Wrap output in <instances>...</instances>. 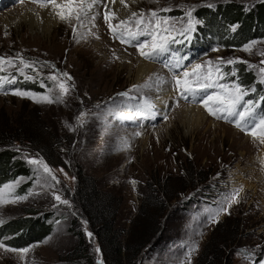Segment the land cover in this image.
Wrapping results in <instances>:
<instances>
[{
    "label": "rangeland",
    "instance_id": "obj_1",
    "mask_svg": "<svg viewBox=\"0 0 264 264\" xmlns=\"http://www.w3.org/2000/svg\"><path fill=\"white\" fill-rule=\"evenodd\" d=\"M205 1L135 0L124 8V14L112 9L109 14H115L117 19L111 22L116 24L127 19L132 11L148 13L168 7L171 11L160 14L180 18L185 17L186 6H195L196 12ZM262 1L244 0V3L246 8H252ZM24 5L44 8L32 0H0V57L20 53L27 60L39 61L36 70H26V74L36 77L34 81L44 80L53 96L59 93V88L47 79L49 75L66 72L72 80L60 79L74 87L62 103L51 104L13 95L11 90L16 88L11 85L7 86V94L0 91V132L6 131L11 120L39 115L41 135L45 136L49 151L47 160L34 151L25 155L22 148L21 155L27 157L26 164L32 167L35 178L22 195L16 191L28 181L24 177L0 186L20 181L13 189H4L6 201L27 196L0 205V217L5 220L0 226L27 217V212H50L53 224L50 235L29 245L30 251L23 254V259L21 253L0 248V264H120L105 259L97 230L91 229L87 222L85 212L92 213L93 208L91 200L81 201L86 183L95 189L91 199L98 196L97 200L110 202L106 205L115 201L114 230L119 234L121 247L132 248L137 233L141 236L147 230L150 233L137 243L143 244L149 237L150 242L142 249L134 247V254L137 251L134 259L128 261L124 257L122 264H198L204 251L207 258L202 259V264H264V143L261 142L264 136L259 134L260 130L256 129L254 137L232 123L213 118L200 104L178 102L173 76L161 69L160 62L151 63L141 57L134 46L136 42L125 44L113 39L104 21V4L96 6L99 15L95 27L78 29L85 37L78 41L73 37L75 21L70 24L59 19L50 30L44 31L22 19L19 9H24ZM194 36V31L189 33L190 38L180 36L182 43L175 44H180L184 51L183 43H190L189 51L185 52L186 57L192 56L189 70H196L195 65L200 64L202 68L197 71L211 72L218 79L224 72L231 73L233 67L243 65L259 81V69L264 67L261 63L264 38L255 40L251 51H245L243 47L210 49L206 44H194ZM147 39L151 43V37ZM218 58H233L235 63L222 65ZM141 61L152 65L153 71L138 79ZM43 62L55 68L41 67ZM249 64L256 67L249 68ZM218 66L220 72L216 71ZM9 71L15 69L5 66L0 75ZM155 76L163 78V82L154 84L150 91L133 89L130 93L133 98L146 95L153 98L154 109L150 115L146 114L148 118L142 119L135 107L138 100L118 94L134 85H143L149 77L155 80ZM227 81L229 77L220 82ZM259 89L264 90V84ZM163 91H168L167 102L162 99ZM259 92L258 88L254 92L249 89L245 99L260 102L256 99ZM157 105H163L164 109ZM189 107H197L200 113L195 117L180 113ZM136 132L140 135H135ZM44 164L55 180L45 172ZM38 178H46L47 183L43 180L38 183ZM233 189L240 191L237 202L229 207L224 197ZM56 196L69 204L60 203ZM222 203L228 211H221L215 218L217 222H210L208 215ZM220 241L229 244L222 247ZM193 246L195 251L188 255ZM215 247L216 257L212 260L209 256ZM123 255L126 256L125 251Z\"/></svg>",
    "mask_w": 264,
    "mask_h": 264
},
{
    "label": "snow or ice",
    "instance_id": "obj_2",
    "mask_svg": "<svg viewBox=\"0 0 264 264\" xmlns=\"http://www.w3.org/2000/svg\"><path fill=\"white\" fill-rule=\"evenodd\" d=\"M22 2V0H19ZM33 3H38L41 7L52 6L53 13L55 17H58L61 21L68 22L72 24V21H75L73 27V37L74 39H84V34L80 33L78 29L87 28L89 25L95 27V21L98 18V12H96V6L104 4L106 9L104 13V21L107 24L110 34L113 39L119 40L121 43L131 44L135 43V47L141 57L148 61H155L162 55L171 52V45L182 43L179 39L180 36L186 38L189 37V33L195 30V24L199 21L195 20L193 16V11L195 6H186L187 11H185V17L174 18L166 15H161L160 13H167L171 11L170 8L164 7L158 10L152 9L148 13H145L143 10L140 12L132 11L127 19H120L118 23L113 24L111 21L117 19L115 14L110 16L111 9L108 8V4L105 3V0H32ZM109 3H115V0H108ZM121 5L128 7L126 0H119ZM208 7H212V4H208ZM57 9H60L57 11ZM179 20V25L172 23V21ZM135 26V30L133 29ZM238 26H232L234 31ZM171 32H175L176 36H170ZM95 35L94 33H91ZM141 37L145 39L141 40ZM148 37H151V43H149ZM99 39L98 36H96ZM256 41H251L248 44L243 46V50L251 51L252 46ZM147 48V50H145ZM264 55V53H261ZM115 56V53H113ZM119 58V57H116ZM187 57H180L175 64H165V67L169 68V71L173 73V78L175 81V88L178 91V94L183 99H189L191 97L193 100L197 96H200V102L204 104L205 109L208 111L209 115L214 116L218 120H224L226 122L232 123L240 131L250 134L252 136H257L256 129H259V134L264 136V109H261V103H264V96L260 97V102L245 99L249 94V89L244 88L237 81H227L221 83L220 81H226L229 75H236V68L233 67L231 73L224 72L221 74L217 80L213 81L211 72L197 71L202 68V65H195L194 71L189 73L184 71L186 65L181 63L182 60H186ZM219 63L222 65H234L235 61L233 58L224 60L223 58H218ZM17 61L18 65L17 66ZM241 63H247L246 61H240ZM40 63L35 60H27L20 53H16L14 57H0V72H4L5 66L9 69H15V72L9 71L6 75H0V91H3L5 94L8 93V85L17 83V75H22L25 81H34L36 77L29 76L26 74V70L35 71V66ZM208 64H212V61H208ZM264 64V60L261 61ZM249 68H255V65H248ZM41 67H50L55 68V65H51L49 62H43ZM176 69H181V71H175ZM217 72H220L221 69L218 66L216 69ZM261 74L259 77V83L264 84V67L259 69ZM60 77H65L67 81H71L72 77L66 73H56L49 75L48 80L53 81L55 87L59 88V93L56 95H51L52 89L41 80V87L45 88L44 93H33L27 90H22L19 88L12 89L11 94L20 96L22 98L32 99L36 103H47L51 104L54 102L62 103L63 98L70 94L71 89L74 85L68 84L66 81L61 80ZM163 82V78L155 76L149 77L143 85H134L132 89H129L126 92L119 93L118 96L125 97L127 99H137L138 103L135 105L138 113L143 118H148V115L151 114L154 109V101L151 96H144L141 98H133L130 96V93L135 89L137 92H141L144 89L149 91L152 89L153 85H158ZM196 85V87H193ZM215 88L218 91L208 93V89ZM255 91V87L251 89ZM204 93L205 95H200ZM39 97V99H37ZM211 102V103H209ZM148 114V115H146ZM81 116H84V113H81ZM121 119L131 117H120ZM154 118V117H153ZM167 119V117H164ZM79 119V118H78ZM135 135H140L139 132H136ZM264 143V140L261 141ZM30 163H43L42 161L37 162L36 160H29ZM44 170L48 175L52 176V179L55 180L56 177L52 175L51 170L46 164H44ZM40 180H43L44 183H47L46 178H38V183ZM20 181H15L10 184L4 185L0 188V205H3L5 202L15 203L17 200H24L27 196H15V199L9 198L8 201L5 200L4 189H13L15 184H18ZM59 183V181H57ZM240 189H233L231 193L224 197V202L236 203V196L238 195ZM31 194V193H29ZM13 194L10 192L9 197ZM56 200L60 201L62 204H69L65 200H61L60 196L55 197ZM221 211L227 212L228 209L223 207V203L214 209L209 215L208 220L210 222H217L216 216L219 215ZM5 223L3 217H0V224ZM91 236V233H88ZM7 239V238H4ZM50 239V238H49ZM34 247V246H33ZM0 248H5L6 251L18 252L21 253V258L23 259V254H26L30 251L29 247L25 248H12L4 244L3 240L0 239ZM99 251V249H96ZM192 251H195V246L189 249L188 255ZM244 255V253H240Z\"/></svg>",
    "mask_w": 264,
    "mask_h": 264
},
{
    "label": "trees",
    "instance_id": "obj_3",
    "mask_svg": "<svg viewBox=\"0 0 264 264\" xmlns=\"http://www.w3.org/2000/svg\"><path fill=\"white\" fill-rule=\"evenodd\" d=\"M208 4L213 6L208 7ZM193 16L199 21L194 30V44H206L210 49L218 46L241 48L251 41L264 38V1L252 8H246L244 0H206L205 4L198 7L196 12H193ZM232 26L238 27L233 31ZM235 68L236 75H229V81H237L244 88L250 90L253 87L258 88L260 92L257 93L256 99L260 100V97L264 96V90L259 89L261 83L243 65L235 66ZM43 82L46 84L44 80ZM12 87L33 93L45 92V88L41 87V80L25 81L24 77L20 75H17V83L12 84ZM29 117H19L20 119L17 118L19 121L17 119L11 120L8 127L5 128L6 131L0 132V186L7 181L20 177L28 179L26 183L18 188L17 195L24 194L35 178L32 167L26 164L25 159L27 157L21 155L22 148H24L25 155H30L34 151L44 159H47V153H49L48 148L45 146L46 143H44L45 136L42 137L41 135V126L38 122L41 119L40 116H31L37 120L31 119V117L29 119ZM17 145L22 147L17 148ZM83 186L86 193L84 192L81 201L91 200L90 203H92L91 207L93 208L92 213L85 212V216L91 229L97 230L99 242L106 254L105 259L119 261L120 264H122L124 257L128 261L133 260L137 253L136 251L134 254L133 248L139 247V249H142L150 242L151 238L149 237L143 244L137 243L142 240V237L147 238L149 236L148 230L145 232V236L137 233V240L132 248L121 247L118 242L119 234L114 230L115 211L117 209L113 207L115 201L113 200L112 204L106 205L110 202L99 201L97 200L98 196L91 199L95 190L93 189L94 186L87 183ZM26 215L28 216L14 223L0 226V238H3L5 245L12 248H25L34 243L42 242L50 235L53 228L52 213L27 212ZM78 235L81 236L82 233L78 232ZM5 237L8 239L5 240ZM228 244L220 241L219 246L224 247ZM111 251L112 254L109 255ZM123 251L126 252V256L123 255ZM213 251H216V247L212 248L210 252L209 258L212 257V260L216 257V252L213 253ZM203 258H207L205 251L199 258L198 264L204 263Z\"/></svg>",
    "mask_w": 264,
    "mask_h": 264
},
{
    "label": "bare ground",
    "instance_id": "obj_4",
    "mask_svg": "<svg viewBox=\"0 0 264 264\" xmlns=\"http://www.w3.org/2000/svg\"><path fill=\"white\" fill-rule=\"evenodd\" d=\"M135 2V0H126L127 5L130 7V4ZM110 9H112L114 12L117 10H122V14H124V5H121L119 3V0H115V3H109L106 2ZM24 9H19V13H22V19L27 20L32 26H41V28L44 31L50 30L53 26L56 25V21L59 20L58 17H55L53 13L52 6L44 7V8H34L31 5H24ZM60 9H57L59 11ZM18 11V10H17ZM153 71V66L145 63L144 61L140 62V65L138 66V79H141L143 76H146L148 73L151 74ZM168 92V91H167ZM166 91H163L162 93V99L167 102L166 100L168 98V95ZM162 101V100H161ZM160 101V102H161ZM159 109L163 110V105H157ZM197 108V107H196ZM196 108L189 107L186 110H182L180 113L184 114L186 117H195L198 115L199 110ZM202 118V117H201ZM185 121V120H184ZM192 121V120H190ZM186 124V123H185ZM200 126V125H199ZM196 128V127H195Z\"/></svg>",
    "mask_w": 264,
    "mask_h": 264
}]
</instances>
